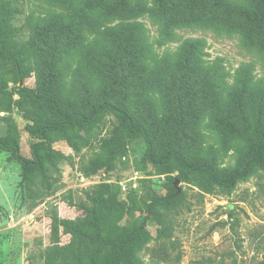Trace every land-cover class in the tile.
<instances>
[{"label":"rangeland","instance_id":"374dc122","mask_svg":"<svg viewBox=\"0 0 264 264\" xmlns=\"http://www.w3.org/2000/svg\"><path fill=\"white\" fill-rule=\"evenodd\" d=\"M0 264H264V0H0Z\"/></svg>","mask_w":264,"mask_h":264},{"label":"trees","instance_id":"16d2710c","mask_svg":"<svg viewBox=\"0 0 264 264\" xmlns=\"http://www.w3.org/2000/svg\"><path fill=\"white\" fill-rule=\"evenodd\" d=\"M198 45H195V46H189L187 48V50L185 51V56H183V63H182V66L180 65V69L182 70V72L180 73V79H178V83L179 85H183L184 89H182V91H186L188 90V87H187V82H188V74L194 72L196 70V72H199L200 69L197 68H193V65H198V62H195V61H192L188 58L189 55H192V53H195L196 52V49H197ZM114 65H116V63H113ZM121 64V63H120ZM193 74V73H192ZM172 83H176L175 81H172ZM172 84V86H173ZM185 85V86H184ZM104 104V103H103ZM108 107H110L111 109H113L116 114L118 113L121 117V119L124 120V122L126 123V126L127 125H131V120H130V117L128 116V114L126 112H124L123 110L121 109H116L114 108L113 106H111L110 104H104ZM98 109V108H97ZM97 109L95 111H97ZM94 111V112H95ZM73 116L79 118V119H85L84 117H82L80 114H75V113H72ZM71 115H69L70 117ZM128 128H131L132 129V126L131 127H128ZM4 148H7V149H11L13 150L14 152H18L19 148H18V145L15 144V143H3L1 144ZM205 167L203 166H191L187 163H184L183 166H182V170H181V175L182 177H186L187 175H189L190 173L192 172H197V171H200V170H204ZM211 175V179L213 182L215 183H222L220 182L219 180H217V178L213 175V173L210 174ZM233 183V180L232 182Z\"/></svg>","mask_w":264,"mask_h":264}]
</instances>
